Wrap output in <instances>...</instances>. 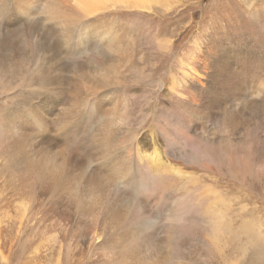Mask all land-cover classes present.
Returning <instances> with one entry per match:
<instances>
[{
	"label": "bare ground",
	"instance_id": "obj_1",
	"mask_svg": "<svg viewBox=\"0 0 264 264\" xmlns=\"http://www.w3.org/2000/svg\"><path fill=\"white\" fill-rule=\"evenodd\" d=\"M162 4L171 0H0V262L210 264L242 217L235 229L264 259V50L189 48L154 87L140 30L122 17L154 20ZM232 59L243 72L229 73ZM144 80L148 92L126 97Z\"/></svg>",
	"mask_w": 264,
	"mask_h": 264
},
{
	"label": "rangeland",
	"instance_id": "obj_2",
	"mask_svg": "<svg viewBox=\"0 0 264 264\" xmlns=\"http://www.w3.org/2000/svg\"><path fill=\"white\" fill-rule=\"evenodd\" d=\"M158 8H160L159 11H154V20L149 17H145V15L122 17L123 19H125L124 17H126L127 20L125 21H127L131 25L134 24L140 30V32L137 33L139 36V40L141 41L140 45L143 51L146 53L145 66L147 71L150 74L154 75V87L157 84L160 85L163 82L166 83L169 80V76L172 72H179V68L181 67L180 61L182 58L186 57L187 53L190 51L189 48L195 47L197 50L199 49L201 51L209 49V51L211 52H214L216 50V54L218 55V47L224 46L225 48H227L225 58H237L238 52L239 54L242 53L240 55L242 58H254V54L250 50L251 48L257 47L260 51L264 50V0H171L170 7H168L166 4H162L158 6ZM113 16L119 17L117 13H113ZM152 42H154V45L152 44ZM90 55L92 56H90L91 58H83L74 61V67L75 69L77 68L76 71L74 69L75 73H77L81 67H85L86 65H88L87 63H89L90 60L94 59V61H97L95 58H93L96 57L95 52L91 53ZM198 57H200L199 54ZM233 60L234 59H232L229 63L231 67L229 73H233L235 71L243 72L241 71V69H239L243 66L235 68V64L231 65ZM71 76V72H66L65 75L63 74L62 76H60L61 82L65 83L69 81V78ZM34 82H39L38 76L35 77ZM34 82L33 86L37 87L39 83H37L38 85H36ZM151 82L150 80H144L140 83H136L135 85L128 86V89L125 90L127 91L126 97H128L129 91L133 90L140 91L141 94L142 92H148L151 89ZM66 90L62 92L64 93ZM120 91L121 92L118 94V96L124 92V90ZM163 91L164 89H158L157 92L154 91V95L157 93L156 95L160 96ZM142 106L143 102L138 101L136 104V108L133 105L131 108V120H133L136 125H139L142 120V116L139 112ZM181 126L184 128L183 124H181ZM145 128H147V126ZM145 132H147V130H145ZM252 185L253 184H251L249 188H251ZM7 186H9L8 183L6 184V186H4V184L0 185V190L4 193L3 198L9 192V188H7ZM256 189L257 192L255 193L259 200L260 197L257 193L260 194L261 188L256 187ZM219 192L223 194L222 196L224 199L228 200L227 193L221 192V190ZM205 195L208 194L205 192ZM229 195L230 197H232L231 193H229ZM208 196L211 197L210 195ZM9 201L11 202L10 199ZM7 204L9 205V203ZM5 206L7 205L5 204ZM4 207H2L3 209L0 210V212L7 211L6 209H4ZM234 208L236 209L235 213H239V208L237 206ZM242 210L246 211V209L243 208ZM5 215L0 214V217H4ZM163 219L164 217L158 219V225L163 223ZM241 219L243 221L247 220L246 217L245 219H243V217L240 219L238 218L234 222V225L232 223L230 214L228 215L227 220H225L226 222L222 223L223 225L221 224V226L223 227L227 222L232 223L233 229L230 231H221L220 236L218 235L219 238H221V242L223 243H221V245L224 252H217L219 253V255L217 254L218 256L216 255V257L210 262V264H235L236 262H239L240 264H264V259H260L261 255H258L259 253L251 252L250 249L252 240L249 243L248 236H245L244 232L238 233V230L235 229L238 225H240ZM11 223L12 222H10V225ZM156 230L157 229L155 228V231ZM232 234L236 235V240H233L234 242L229 236ZM192 235H200L202 237L204 236L203 239H205L206 241L211 240L207 235H205L204 230H196L195 227L193 229ZM158 236L159 233L157 234V237L154 238V241H156V243L160 242V238ZM41 242H43V240L39 238L37 245H40ZM20 243L22 242L15 243L13 248L14 253L17 250L20 251L18 245ZM37 245H33V247L35 248L37 247ZM157 245L159 246V243ZM7 256L8 255L5 253L1 254L0 261L6 259ZM179 261L181 260L174 259L169 264H180L181 262L179 263ZM0 264L4 263L0 262ZM89 264H94V262L91 261Z\"/></svg>",
	"mask_w": 264,
	"mask_h": 264
}]
</instances>
